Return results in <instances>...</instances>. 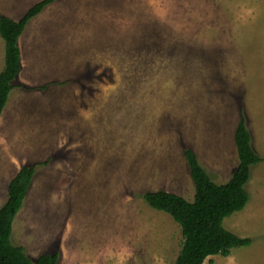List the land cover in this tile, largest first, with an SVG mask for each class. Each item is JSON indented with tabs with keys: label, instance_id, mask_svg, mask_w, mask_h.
Here are the masks:
<instances>
[{
	"label": "rangeland",
	"instance_id": "obj_1",
	"mask_svg": "<svg viewBox=\"0 0 264 264\" xmlns=\"http://www.w3.org/2000/svg\"><path fill=\"white\" fill-rule=\"evenodd\" d=\"M37 1L0 0V14ZM22 36V71L50 82L15 79L0 113V206L36 164L13 245L56 264H174L180 228L142 194L192 201L184 148L226 182L242 114L261 161L222 225L251 242L203 264H264V0H54Z\"/></svg>",
	"mask_w": 264,
	"mask_h": 264
},
{
	"label": "trees",
	"instance_id": "obj_2",
	"mask_svg": "<svg viewBox=\"0 0 264 264\" xmlns=\"http://www.w3.org/2000/svg\"><path fill=\"white\" fill-rule=\"evenodd\" d=\"M53 1H37L18 20L0 14V37L4 42V65L0 71V113L21 68L17 38L28 20ZM19 86L28 89L24 84ZM233 139L237 164L226 182H213L195 153L190 148H184L183 156L194 185L192 201L164 190L142 194L148 206L167 213L180 228L182 243L174 264H203L209 256H227L231 248L247 246L251 242L250 238L237 236L222 225L223 218L242 210L246 205L249 198L246 184L251 167L261 161L251 146V135L242 114L234 128ZM35 165L20 166L7 184L6 199L0 206V264L57 263V251L40 254L32 260L22 246L13 245L10 241L12 221L30 186Z\"/></svg>",
	"mask_w": 264,
	"mask_h": 264
},
{
	"label": "crops",
	"instance_id": "obj_3",
	"mask_svg": "<svg viewBox=\"0 0 264 264\" xmlns=\"http://www.w3.org/2000/svg\"><path fill=\"white\" fill-rule=\"evenodd\" d=\"M39 14V13H38ZM29 21V20H28ZM28 23V22H27ZM27 23L25 24V26L27 25ZM25 26H24V28H25ZM24 30V29H23ZM23 32V31H22ZM22 32H21V34L18 36V38H17V44H18V48H19V53H20V62H21V68H20V70H19V73L17 74V77L15 78L20 84H24V85H26V86H38V88H40L41 86H43L44 85V87H45V85L46 84H48V82H50V81H48V82H46V83H43V84H40V85H36L35 83H34V81H33V79H31L30 77H27L25 74H24V72L22 71V69L24 68V58H23V51H22V49H23V36H22ZM3 68V67H2ZM2 70V69H1ZM0 70V71H1ZM23 78H27V80L26 79H23ZM14 83V82H13ZM60 83V82H59ZM59 83H57V84H59ZM43 88V87H42ZM12 90V89H11ZM11 90L9 91V93H8V95H7V99L6 100H8V98H9V96H10V92H11ZM18 168H20V167H18ZM18 168H16L15 170V173L18 171ZM14 173V174H15ZM13 177V176H12ZM11 177V178H12ZM10 178V179H11ZM9 179V180H10Z\"/></svg>",
	"mask_w": 264,
	"mask_h": 264
}]
</instances>
